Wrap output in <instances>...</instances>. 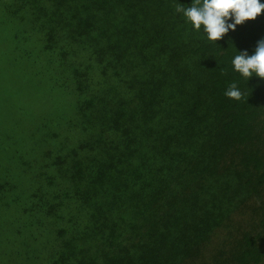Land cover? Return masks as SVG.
<instances>
[{
	"label": "trees",
	"instance_id": "trees-1",
	"mask_svg": "<svg viewBox=\"0 0 264 264\" xmlns=\"http://www.w3.org/2000/svg\"><path fill=\"white\" fill-rule=\"evenodd\" d=\"M192 2L0 0L5 61L63 100L3 138L32 153L2 163L0 264H264V80L231 65L264 10L213 42L176 12Z\"/></svg>",
	"mask_w": 264,
	"mask_h": 264
},
{
	"label": "rangeland",
	"instance_id": "rangeland-1",
	"mask_svg": "<svg viewBox=\"0 0 264 264\" xmlns=\"http://www.w3.org/2000/svg\"><path fill=\"white\" fill-rule=\"evenodd\" d=\"M261 17V23L264 26V15ZM8 46L7 40L3 35H0V182H6L9 176L8 171L4 167V164L9 166L8 159L18 157L21 154L25 155V160L21 163L24 168L28 167L29 160L27 158L28 154H31L32 151L30 148L17 147L15 144L11 143L10 147H7L6 150L3 148L5 145L6 139H3L4 136H12L14 138H19L23 135L32 134L34 130V119L40 120L38 118L39 112H45L46 109L55 108L57 105L62 104L63 100H54L55 95H46L45 88L39 86H32V82L24 79L21 76V73L16 71V67L11 61L8 63L5 61L6 58V48ZM17 51V46L14 44ZM14 48V47H13ZM24 55L29 57L36 69L39 72H42L46 68V62L42 65L40 57L36 56V52L33 51H24ZM60 60H62L60 58ZM55 66V65H54ZM69 71L65 70V75L68 76ZM70 84V83H69ZM72 87L71 85L69 88ZM40 131L36 133L42 136H51L54 132L51 130H46L47 128L41 126ZM29 137V135H27ZM31 138V136H30ZM12 140V139H11ZM4 144V145H3ZM52 148V147H50ZM4 163V164H2ZM13 176L15 174L13 173ZM9 186V184L7 185ZM14 197V195H11ZM241 208V207H240ZM237 210L233 216L240 213L234 218L236 225L245 226L249 222L248 218L251 214L249 209L242 208ZM14 213L12 210H3L0 207V227H3L5 223L9 222ZM250 224V223H248ZM225 232L226 229H225ZM2 240L1 246L6 245L12 239L11 232L7 231L5 235H0Z\"/></svg>",
	"mask_w": 264,
	"mask_h": 264
},
{
	"label": "clouds",
	"instance_id": "clouds-1",
	"mask_svg": "<svg viewBox=\"0 0 264 264\" xmlns=\"http://www.w3.org/2000/svg\"><path fill=\"white\" fill-rule=\"evenodd\" d=\"M264 10V0H194L188 7L182 4L176 12L184 17L196 32H203L209 41H217L229 31H235L246 20H254ZM234 72L246 81L256 76L264 80V38L256 41L254 50L237 51L231 59ZM230 99L240 100L242 92L233 82L224 93Z\"/></svg>",
	"mask_w": 264,
	"mask_h": 264
}]
</instances>
